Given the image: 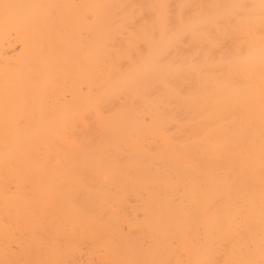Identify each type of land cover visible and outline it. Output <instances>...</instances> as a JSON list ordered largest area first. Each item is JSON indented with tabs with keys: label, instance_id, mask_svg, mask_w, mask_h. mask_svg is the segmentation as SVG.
<instances>
[{
	"label": "bare ground",
	"instance_id": "1",
	"mask_svg": "<svg viewBox=\"0 0 264 264\" xmlns=\"http://www.w3.org/2000/svg\"><path fill=\"white\" fill-rule=\"evenodd\" d=\"M264 0H0V264H259Z\"/></svg>",
	"mask_w": 264,
	"mask_h": 264
},
{
	"label": "snow or ice",
	"instance_id": "2",
	"mask_svg": "<svg viewBox=\"0 0 264 264\" xmlns=\"http://www.w3.org/2000/svg\"><path fill=\"white\" fill-rule=\"evenodd\" d=\"M247 264H255V262H247ZM259 264H264V259H261V261L259 262Z\"/></svg>",
	"mask_w": 264,
	"mask_h": 264
}]
</instances>
